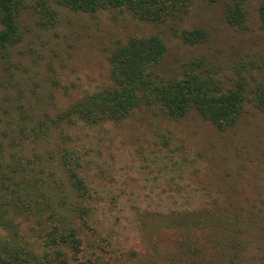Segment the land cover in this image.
<instances>
[{
    "label": "trees",
    "instance_id": "obj_1",
    "mask_svg": "<svg viewBox=\"0 0 264 264\" xmlns=\"http://www.w3.org/2000/svg\"><path fill=\"white\" fill-rule=\"evenodd\" d=\"M196 1L55 0L75 12L129 14L157 30L115 43L108 55L109 83L61 112L39 116L26 109L11 114L0 136V264H102L103 252L118 250H107L109 244L106 249L97 236L103 231L102 220H93V215L103 198L92 183L97 178L91 171L95 161L69 140L75 127L123 121L144 106L156 109L164 124L154 137L150 158L158 159L159 174L167 172L166 185L179 190L176 198L182 201L175 200L178 208L171 211L173 225L184 239L183 257L176 264H209L195 254L198 223L220 231L216 244L223 264H264V190L250 199L247 208L229 198L223 206L218 199L211 202L217 212L210 215L195 210L191 200L198 192L186 193L188 178L195 170L204 171V161L166 126L169 120L197 113L224 131L238 125L249 111L264 112V53L226 60L221 54L201 52L208 41L207 29L182 26ZM28 6V0H0V57L5 61L24 39L21 18ZM257 12L264 30V0ZM44 14L46 21H53L57 10L48 8ZM226 18L237 29H247L249 0H229ZM168 28L184 45L200 50L167 65ZM42 144L48 149L39 151ZM250 235L258 237L256 255L249 249Z\"/></svg>",
    "mask_w": 264,
    "mask_h": 264
},
{
    "label": "rangeland",
    "instance_id": "obj_2",
    "mask_svg": "<svg viewBox=\"0 0 264 264\" xmlns=\"http://www.w3.org/2000/svg\"><path fill=\"white\" fill-rule=\"evenodd\" d=\"M28 1L21 18L24 39L13 48L10 60L0 57V136L9 126L11 114L26 109L39 116L56 114L80 96L108 84L110 48L118 41L157 30L129 14L75 12L55 0ZM228 1L197 0L185 18L182 26L207 29L208 41L201 50L184 45L167 29V65L181 63L198 50L224 55L226 60L264 53V30L257 12L260 0H249L250 21L244 30L227 21ZM48 8L57 10L52 23L45 19ZM221 75L227 82L228 72ZM161 117L156 109L144 106L126 120L72 130L70 143L86 149L95 161L91 171L97 178L92 183L103 198L93 215V220H102L99 243L106 249L109 244L107 250L118 249L117 253L103 252L102 264H176L183 257L184 239L171 215L178 208L174 202L179 190L166 185L167 172L159 174L158 159L150 158L154 137L164 125ZM165 122L204 161V171L195 170L188 178L192 186L187 185L186 193L193 196L198 192L191 200L195 210L210 215L217 212L214 200L223 206L229 198L247 208L250 199L264 190V112L249 111L238 125L224 131L197 113ZM40 149L48 147L42 144ZM200 224L195 232L197 259L223 264L216 244L220 231ZM257 238L248 237L250 252L255 255Z\"/></svg>",
    "mask_w": 264,
    "mask_h": 264
}]
</instances>
